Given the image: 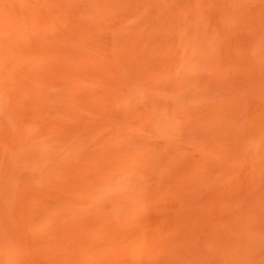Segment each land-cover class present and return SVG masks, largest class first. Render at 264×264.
<instances>
[{
  "label": "rangeland",
  "instance_id": "374dc122",
  "mask_svg": "<svg viewBox=\"0 0 264 264\" xmlns=\"http://www.w3.org/2000/svg\"><path fill=\"white\" fill-rule=\"evenodd\" d=\"M0 264H264V0H0Z\"/></svg>",
  "mask_w": 264,
  "mask_h": 264
}]
</instances>
